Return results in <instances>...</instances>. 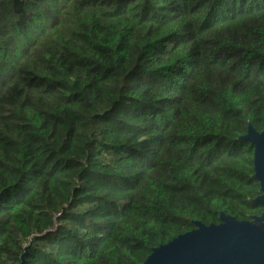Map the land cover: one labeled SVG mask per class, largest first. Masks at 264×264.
<instances>
[{"label":"trees","instance_id":"1","mask_svg":"<svg viewBox=\"0 0 264 264\" xmlns=\"http://www.w3.org/2000/svg\"><path fill=\"white\" fill-rule=\"evenodd\" d=\"M264 0H0V264H141L258 193Z\"/></svg>","mask_w":264,"mask_h":264},{"label":"water","instance_id":"2","mask_svg":"<svg viewBox=\"0 0 264 264\" xmlns=\"http://www.w3.org/2000/svg\"><path fill=\"white\" fill-rule=\"evenodd\" d=\"M241 139L254 147L253 177L259 181L262 193L255 201H263L264 129L257 131L249 123L248 132ZM195 224L196 228L153 248L141 264H264L263 217L241 220L221 212L217 224L201 221Z\"/></svg>","mask_w":264,"mask_h":264},{"label":"flooded vegetation","instance_id":"3","mask_svg":"<svg viewBox=\"0 0 264 264\" xmlns=\"http://www.w3.org/2000/svg\"><path fill=\"white\" fill-rule=\"evenodd\" d=\"M259 183V181H258ZM261 185L259 183L258 193L254 197H250L248 212L246 213V217L241 220H252L254 217H263L264 221V200L263 201H255L257 197L262 195L260 192Z\"/></svg>","mask_w":264,"mask_h":264}]
</instances>
